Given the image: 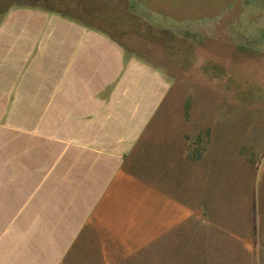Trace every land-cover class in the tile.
Wrapping results in <instances>:
<instances>
[{"label": "crops", "instance_id": "1", "mask_svg": "<svg viewBox=\"0 0 264 264\" xmlns=\"http://www.w3.org/2000/svg\"><path fill=\"white\" fill-rule=\"evenodd\" d=\"M13 4L0 7V264H180L191 241L116 221L170 76L99 24Z\"/></svg>", "mask_w": 264, "mask_h": 264}, {"label": "rangeland", "instance_id": "2", "mask_svg": "<svg viewBox=\"0 0 264 264\" xmlns=\"http://www.w3.org/2000/svg\"><path fill=\"white\" fill-rule=\"evenodd\" d=\"M22 1L34 0L0 7ZM41 1L121 37L171 78L127 165L137 179L118 224L164 226L160 238L191 241L180 264H264V92L256 86L264 83V0ZM181 40L198 53V70L223 63L247 85V99L263 102L239 104L207 76L181 77ZM207 241L211 248L201 247Z\"/></svg>", "mask_w": 264, "mask_h": 264}, {"label": "trees", "instance_id": "3", "mask_svg": "<svg viewBox=\"0 0 264 264\" xmlns=\"http://www.w3.org/2000/svg\"><path fill=\"white\" fill-rule=\"evenodd\" d=\"M113 23H115V25H118L117 21H115V22L113 21ZM122 24H123V22H122ZM122 24L120 22V25H122ZM112 34H114V33H112ZM119 39H121V37H119ZM121 41L124 44H126L129 48H131L132 50L137 52L139 54V56H142V57L148 59L144 53H140L137 50H135V48L131 44L123 41L122 39H121ZM174 44L177 45V48H179L180 46L182 47V49L186 48V46L184 45L182 40H181V42L175 41ZM174 44H172V46ZM176 56H177L176 58L178 59L179 63H181V65L183 66L181 69L182 70L181 77L184 76V78L185 77L190 78V77L194 76L199 81V79L203 78V75L207 76V78L214 81L213 82L214 88L216 87L225 93L235 94L237 96V99H239L241 101L240 102L238 100L239 104L241 103V104H244L246 106L249 105L250 107H252L253 105H258L259 104L258 101L263 102V100H258V98L252 97L250 94H249L250 95L249 99H247L246 98L247 97V95H246L247 85L238 81L237 77L232 75L233 73H230L228 71L225 64L217 62V61H206L205 63H203L201 65V68H200L201 70H198L197 69V62L200 60V57H199L197 52L193 51V55H192V52L189 51L188 48H186V51L181 50L179 52V54H177ZM155 64L157 66H161L158 63H155ZM200 71H201V73H200ZM256 84H257L256 86L260 90V93L263 94L264 83H256ZM263 105H264V103H263Z\"/></svg>", "mask_w": 264, "mask_h": 264}]
</instances>
